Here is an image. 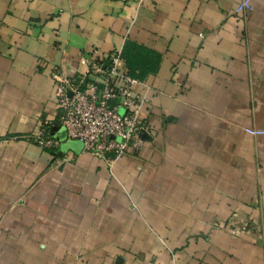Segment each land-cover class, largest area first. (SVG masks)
Wrapping results in <instances>:
<instances>
[{
    "label": "crops",
    "instance_id": "1",
    "mask_svg": "<svg viewBox=\"0 0 264 264\" xmlns=\"http://www.w3.org/2000/svg\"><path fill=\"white\" fill-rule=\"evenodd\" d=\"M0 0V264H264V0ZM130 40L138 153L67 138L53 73ZM59 139L25 138L41 127Z\"/></svg>",
    "mask_w": 264,
    "mask_h": 264
},
{
    "label": "built area",
    "instance_id": "2",
    "mask_svg": "<svg viewBox=\"0 0 264 264\" xmlns=\"http://www.w3.org/2000/svg\"><path fill=\"white\" fill-rule=\"evenodd\" d=\"M253 8V0H241L236 13L245 16ZM80 63L83 69L72 74L60 69L53 73L66 137L81 140L85 150L98 158L107 152L115 156L138 153L146 142L143 132L147 129L141 119L143 100L134 91L139 79L128 73L121 52L108 57L93 52ZM246 131L264 134L262 129ZM25 138L45 148L59 144L45 126Z\"/></svg>",
    "mask_w": 264,
    "mask_h": 264
},
{
    "label": "trees",
    "instance_id": "3",
    "mask_svg": "<svg viewBox=\"0 0 264 264\" xmlns=\"http://www.w3.org/2000/svg\"><path fill=\"white\" fill-rule=\"evenodd\" d=\"M122 57L128 73L137 79H143L148 73L155 72L161 60L158 52L130 40L126 42Z\"/></svg>",
    "mask_w": 264,
    "mask_h": 264
}]
</instances>
